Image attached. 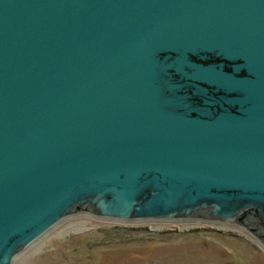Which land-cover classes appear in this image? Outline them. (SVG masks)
Instances as JSON below:
<instances>
[{
	"label": "water",
	"instance_id": "95a60500",
	"mask_svg": "<svg viewBox=\"0 0 264 264\" xmlns=\"http://www.w3.org/2000/svg\"><path fill=\"white\" fill-rule=\"evenodd\" d=\"M80 214L264 247V0H0V264Z\"/></svg>",
	"mask_w": 264,
	"mask_h": 264
},
{
	"label": "rangeland",
	"instance_id": "374dc122",
	"mask_svg": "<svg viewBox=\"0 0 264 264\" xmlns=\"http://www.w3.org/2000/svg\"><path fill=\"white\" fill-rule=\"evenodd\" d=\"M13 264H264V247L226 225L123 223L80 214L51 229Z\"/></svg>",
	"mask_w": 264,
	"mask_h": 264
},
{
	"label": "bare ground",
	"instance_id": "6f19581e",
	"mask_svg": "<svg viewBox=\"0 0 264 264\" xmlns=\"http://www.w3.org/2000/svg\"><path fill=\"white\" fill-rule=\"evenodd\" d=\"M188 221V220H187ZM189 221H193V222H201V221H198V220H189ZM160 222H163V221H160ZM179 222H184V221H179ZM186 222V221H185ZM160 225V224H159ZM226 226H231V227H234V228H237L236 226L234 225H231V224H224ZM238 229V228H237Z\"/></svg>",
	"mask_w": 264,
	"mask_h": 264
}]
</instances>
